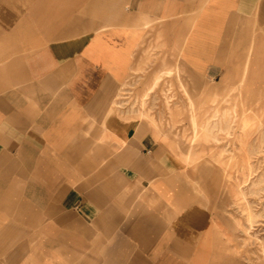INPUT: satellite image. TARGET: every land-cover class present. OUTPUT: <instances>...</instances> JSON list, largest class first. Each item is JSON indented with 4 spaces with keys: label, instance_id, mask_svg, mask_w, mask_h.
<instances>
[{
    "label": "crops",
    "instance_id": "0c3cea01",
    "mask_svg": "<svg viewBox=\"0 0 264 264\" xmlns=\"http://www.w3.org/2000/svg\"><path fill=\"white\" fill-rule=\"evenodd\" d=\"M179 62L264 100V0H0V264H246L220 160L118 104Z\"/></svg>",
    "mask_w": 264,
    "mask_h": 264
},
{
    "label": "rangeland",
    "instance_id": "374dc122",
    "mask_svg": "<svg viewBox=\"0 0 264 264\" xmlns=\"http://www.w3.org/2000/svg\"><path fill=\"white\" fill-rule=\"evenodd\" d=\"M240 92L204 80L179 62L132 76L118 104L158 120L185 153L220 160L212 167L226 207L217 219L231 222L221 234L231 238L232 252L246 264H264V100Z\"/></svg>",
    "mask_w": 264,
    "mask_h": 264
},
{
    "label": "bare ground",
    "instance_id": "6f19581e",
    "mask_svg": "<svg viewBox=\"0 0 264 264\" xmlns=\"http://www.w3.org/2000/svg\"><path fill=\"white\" fill-rule=\"evenodd\" d=\"M141 115H144V113L142 112ZM152 122H153V124H156V123H154V121H152ZM191 152H192V150H190L189 152H186L184 155L187 157V155L191 154Z\"/></svg>",
    "mask_w": 264,
    "mask_h": 264
}]
</instances>
